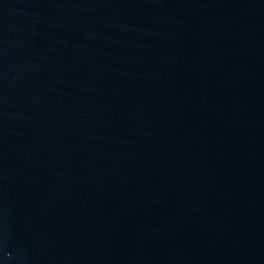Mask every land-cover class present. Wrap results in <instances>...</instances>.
Here are the masks:
<instances>
[{"label": "water", "instance_id": "water-1", "mask_svg": "<svg viewBox=\"0 0 264 264\" xmlns=\"http://www.w3.org/2000/svg\"><path fill=\"white\" fill-rule=\"evenodd\" d=\"M0 264H264V0H0Z\"/></svg>", "mask_w": 264, "mask_h": 264}]
</instances>
